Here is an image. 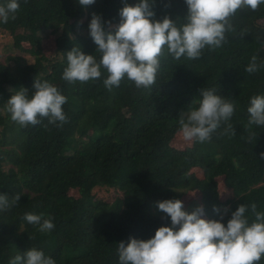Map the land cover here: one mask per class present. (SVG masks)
I'll return each mask as SVG.
<instances>
[{
	"label": "trees",
	"instance_id": "trees-1",
	"mask_svg": "<svg viewBox=\"0 0 264 264\" xmlns=\"http://www.w3.org/2000/svg\"><path fill=\"white\" fill-rule=\"evenodd\" d=\"M19 4L16 19L0 23V29L10 32L14 47L33 59L19 54L14 66L0 62V194L9 199L21 195L17 205L0 211V264L30 248L42 250L56 264H119V242L147 240L159 227L171 226L157 202L182 200L190 193L203 206V218L219 220L223 214L225 225L240 204L249 207L250 217L253 203L264 212V126H253L257 139L251 142L245 129L251 97L264 95V5L238 10L222 46L206 49L199 60L177 61L165 49L151 88L124 79L108 90L106 71L87 83H69L62 75L73 47L99 60L89 35L92 13L116 24L123 0H95L87 7L78 0ZM153 10L156 19L168 15L178 26L187 16L185 0H154ZM43 31L53 33V55L42 53ZM253 55L261 67L249 74L245 68ZM35 80L53 83L67 97L62 127L46 118L20 127L3 111L21 87L33 94ZM203 88L231 99L234 114L210 141L176 147L179 115L198 106L193 102L202 99ZM228 124L235 135L225 134ZM102 186L117 190L111 203L94 198L93 190ZM28 212L52 217L55 228L39 232L38 225L23 219ZM257 264H264V257Z\"/></svg>",
	"mask_w": 264,
	"mask_h": 264
},
{
	"label": "clouds",
	"instance_id": "clouds-1",
	"mask_svg": "<svg viewBox=\"0 0 264 264\" xmlns=\"http://www.w3.org/2000/svg\"><path fill=\"white\" fill-rule=\"evenodd\" d=\"M123 2L116 24L92 13L89 35L98 46L96 52L100 58L97 60L80 47H73L66 53L67 66L62 79L69 83H87L100 79L106 71L108 75L103 83L108 90L119 87L124 79L134 82L137 88H151L165 49L177 61L182 57L199 60L206 49L222 46L226 32L233 30L230 18L238 10L256 11L264 5V0H185L187 16L178 26L168 15L162 20L156 19L154 0H138L134 5L127 0ZM94 3L95 0H78L81 7ZM19 9V0L0 3V23L15 20ZM260 67L257 56L253 55L245 71L254 74ZM33 86V94L29 95L28 89L21 87L7 100L3 111L10 114L11 120L20 127L35 126L45 118L56 127L67 123L62 107L67 97L57 86L47 80H35ZM199 93L202 99L193 102L198 106L179 115V135L184 141H210L221 123L232 118L236 108L231 99L217 94L215 88H203ZM247 112L245 129L251 142L257 139L253 126H264V95L251 97ZM225 134L235 135L232 124L227 125ZM260 156L264 158V153ZM20 197L19 193L11 199L0 194V211L17 205ZM157 207L170 217L171 226L159 227L147 240L130 237L127 245L119 242V264H257L264 257V212L257 211L255 203L251 205V217L246 215L249 207L240 204L226 225L221 222L223 214L219 220L205 219L203 206L188 212L180 199L159 201ZM213 210L220 213L219 208ZM43 216V213L28 212L23 219L38 225L39 232L50 233L55 228L53 218ZM9 264L56 262L42 250L30 248L23 255L17 254Z\"/></svg>",
	"mask_w": 264,
	"mask_h": 264
},
{
	"label": "rangeland",
	"instance_id": "rangeland-1",
	"mask_svg": "<svg viewBox=\"0 0 264 264\" xmlns=\"http://www.w3.org/2000/svg\"><path fill=\"white\" fill-rule=\"evenodd\" d=\"M41 36L43 37V49L42 53L44 55L50 56L54 54V37L51 31H43L40 32ZM23 47L28 49V43L23 42ZM19 54L26 56L29 60L33 59V55L27 53L25 51H19L14 47V40L13 35L10 32L4 31L0 29V62L9 63L10 65H15L14 58L17 57ZM191 141H184L181 135H177L174 140V145L176 147H184L187 144H190ZM199 176H202V173L198 172ZM219 189L222 196L227 194V191L224 189L223 182L219 181ZM72 193L76 196L80 195V191L78 189H74ZM117 190L114 188H109L106 186L96 187L93 190L94 198L98 200H103L107 203H111L117 195ZM182 201L184 202V210L191 212L195 210L196 207L199 206V202H197V198L194 197L193 194H186L182 197Z\"/></svg>",
	"mask_w": 264,
	"mask_h": 264
}]
</instances>
